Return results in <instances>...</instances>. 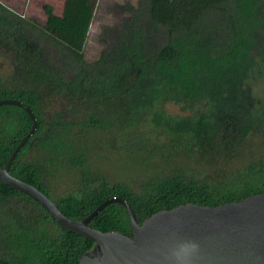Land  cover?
I'll use <instances>...</instances> for the list:
<instances>
[{
	"label": "trees",
	"instance_id": "trees-1",
	"mask_svg": "<svg viewBox=\"0 0 264 264\" xmlns=\"http://www.w3.org/2000/svg\"><path fill=\"white\" fill-rule=\"evenodd\" d=\"M96 1L64 0L60 15L44 6L42 26L0 5V51L19 77L14 90L1 86L0 100L23 103L36 120L23 148L34 145L43 156L66 158L72 170L82 166L77 195L52 201L60 212L80 220L105 200L121 198L141 223L184 204L216 207L264 194V163L242 162L220 179L175 168L144 179L138 190L95 179L85 166L98 131L113 149L147 151L148 158L173 157L167 149L236 158L245 143L264 138V100L252 97L250 87L264 85V0H137L103 35L98 58L86 63L82 51ZM50 98L59 104L47 117ZM165 103L186 114L165 116ZM13 108L23 118L22 138L30 123ZM18 140L0 145V167ZM23 148L8 173L48 198L38 171L17 166ZM89 227L130 235L126 213L115 203ZM92 247L60 230L29 198L0 184V264H77Z\"/></svg>",
	"mask_w": 264,
	"mask_h": 264
},
{
	"label": "water",
	"instance_id": "water-1",
	"mask_svg": "<svg viewBox=\"0 0 264 264\" xmlns=\"http://www.w3.org/2000/svg\"><path fill=\"white\" fill-rule=\"evenodd\" d=\"M4 106L21 109L30 126L0 167V184L36 203L60 230L93 243L77 264H172L171 254L186 240L200 245L193 264H264V194L216 207L184 204L158 211L141 223L127 202L110 198L80 220L66 218L43 193L8 173L12 161L34 133L36 120L19 101L0 100V107ZM114 203L126 213L129 236L89 227L100 211Z\"/></svg>",
	"mask_w": 264,
	"mask_h": 264
},
{
	"label": "rangeland",
	"instance_id": "rangeland-1",
	"mask_svg": "<svg viewBox=\"0 0 264 264\" xmlns=\"http://www.w3.org/2000/svg\"><path fill=\"white\" fill-rule=\"evenodd\" d=\"M64 0H0V5L8 14L28 20L37 26H42L45 20L44 6H50L54 15H60ZM137 0H97L94 15L87 33L82 55L86 63L94 62L104 49L103 35L117 26L125 16L123 8L135 7ZM19 79L14 72L8 57L0 51V89L1 86L14 90ZM252 97L264 100V85L253 83L250 86ZM250 90V91H251ZM16 91V90H15ZM251 91V92H252ZM47 104L44 115L49 117L51 111L58 107L57 99H46ZM165 116L184 115L181 107L176 104L162 105ZM23 118L18 110L11 106L0 107V145L9 146L15 139L20 140L23 132ZM20 131H22L20 133ZM98 140L93 147L90 146L85 166L91 170L95 179L107 181L110 184H119L128 189L138 190L144 179L154 178L160 174H168L176 169H188L194 173H204L206 176H229L239 169L242 162L250 161L255 165L264 163V138L262 136L251 139L245 143L244 151L236 153V158H222L202 152L200 155L192 152L183 154H158L148 158V152L128 153L113 149L103 132L92 134ZM18 140V141H19ZM100 140V141H99ZM18 143V142H17ZM212 157V158H211ZM50 159H53L49 162ZM33 166L40 175L43 187L51 201L65 195H77L82 185L79 177V168H71L66 158H51L50 154L42 155L33 145L23 148L17 158V166ZM70 166V168H69Z\"/></svg>",
	"mask_w": 264,
	"mask_h": 264
},
{
	"label": "clouds",
	"instance_id": "clouds-1",
	"mask_svg": "<svg viewBox=\"0 0 264 264\" xmlns=\"http://www.w3.org/2000/svg\"><path fill=\"white\" fill-rule=\"evenodd\" d=\"M200 252V245L196 241H181L177 249L171 254L172 264H193Z\"/></svg>",
	"mask_w": 264,
	"mask_h": 264
}]
</instances>
